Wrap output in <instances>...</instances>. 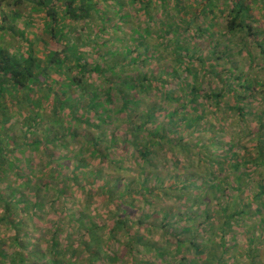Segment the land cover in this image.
Returning a JSON list of instances; mask_svg holds the SVG:
<instances>
[{
  "label": "trees",
  "instance_id": "trees-1",
  "mask_svg": "<svg viewBox=\"0 0 264 264\" xmlns=\"http://www.w3.org/2000/svg\"><path fill=\"white\" fill-rule=\"evenodd\" d=\"M8 1L0 0L1 13ZM12 2L15 8L10 16L4 15L0 32L8 33L10 17L22 19L23 25L17 31L13 26L9 29L22 45L10 51L0 43V264H116L119 251L112 246L119 244L117 233L126 227L120 206L139 199L148 203L160 196V179L156 176L149 186L147 175L136 189V182L123 188L119 181L98 185L103 170L96 166L108 164L111 169L142 162L152 171L157 148L162 150L168 143L169 155L177 150L189 153L190 145L177 137L179 128L190 132L208 121L209 104L221 109L225 91L235 95L239 116L247 114L242 103L256 92L262 94L263 83L242 81L244 72L239 71L237 84L225 81L218 91L212 63L229 61L226 53L238 37H251L264 54L262 31H253L250 25L253 8L247 0ZM126 8L129 11L124 13ZM221 22L228 41L224 57L214 58L219 43L213 36L221 34L217 30L224 27ZM150 37L157 39L154 48L147 44ZM127 40L126 46L115 45ZM201 40L213 50L210 59L200 55L202 44L196 42ZM164 50L170 52L172 67L156 75L151 69L167 59ZM152 94L158 95V103L140 112L143 98ZM170 102L178 106L167 110ZM164 113L167 119L159 126L157 119ZM119 132H124L122 140ZM219 132L204 130L212 142ZM240 148V142L229 143L223 159L203 153L207 147L197 153L207 167L202 174L206 179L199 184L213 182L218 200L217 210L205 209L202 216L212 232L223 235L222 243L232 227H244L253 212L264 214V134L257 138V155L251 161L240 158ZM180 163L175 159L176 171ZM214 164L221 169L214 170ZM247 164L252 167L244 175L260 183L254 201L224 205L222 195L228 187L237 198L244 181L240 175L236 185H226L218 178L229 168L238 174ZM13 174L18 184L10 182ZM182 183L184 189L199 188L184 180L176 188L182 189ZM97 192L104 200L107 197L108 206H115L116 219L106 226L108 237L101 235L104 227L95 221L98 211H91ZM76 205L79 211H74ZM193 246L199 250L195 242Z\"/></svg>",
  "mask_w": 264,
  "mask_h": 264
},
{
  "label": "rangeland",
  "instance_id": "rangeland-1",
  "mask_svg": "<svg viewBox=\"0 0 264 264\" xmlns=\"http://www.w3.org/2000/svg\"><path fill=\"white\" fill-rule=\"evenodd\" d=\"M12 1L9 0L4 5L3 13L0 11V26H2L4 15L10 16L11 13L8 12L15 8ZM253 1L247 0V3L253 8L254 20L250 23L251 29L254 28L253 31L260 29L262 31L261 37L264 40V7L261 0L257 4H254ZM25 9L27 10V7ZM128 11L129 9L126 8L124 13ZM221 23V26L224 27L217 28L221 34L213 36V39L219 43V48L215 51L214 58L224 57V50L228 41V37L225 38L223 34L225 22ZM6 25L8 33L6 34L5 31L0 32V43H3L10 51H14L20 44L22 45V39H18L10 30L12 26L16 31L20 30L23 22L22 19L12 20L10 17ZM253 31L252 33H254ZM118 36L124 38V34ZM131 37L132 35L129 37L130 40L132 39ZM156 40L155 37H150L147 40V44L154 48ZM196 43L197 45L202 44L200 55L203 58L210 59L213 50H210L209 42L205 43L201 40L200 43ZM128 44V40L123 44L115 42V45L120 46ZM262 49L254 45L252 38L249 36L247 40H243L241 37L232 40L231 48L226 53V57L230 60H214L213 63L211 62L214 64L212 78L216 90L221 91L225 87V81L230 84H237L235 78L239 71L244 72L242 81L245 80L250 83V81L257 82L260 80L264 85V54ZM163 53L167 59L159 60L155 65L154 63L152 64V66L154 65V68L151 69L152 73L156 75L172 67L173 62L169 58L170 52L164 50ZM219 76L222 77L219 78ZM261 93L264 94V86L261 87ZM262 94L258 96L256 92L254 98L248 96V100L242 103V105H245L247 114L241 117L235 109L238 103L235 95L232 92L225 91L222 102L223 109H220V106L218 107L217 105L216 107L212 106V103H210L209 113L206 117L208 121L199 123L190 132L185 131L184 126L179 128L177 137L184 143L189 144L192 150L187 154L177 150L169 155L167 154L170 147L169 143L162 150L157 148V156L154 158L156 167L152 171L149 170L150 168L144 169L142 162L137 164L126 162L121 164L122 166L111 169H108V164L96 166L103 170V175H101L98 185H105L111 182L114 184L119 181L120 187L123 188L124 184L136 182L134 185V189H136L138 183L143 181L147 175H150L149 186H153L156 176L160 179V196L151 199L148 203L139 199L131 206L127 204L120 206L121 210H123L121 215L126 222V227L124 228L125 231L117 233L119 244L113 243L112 246L113 250L118 249L119 251L120 260L116 264H264V214L255 215L253 212L252 218L246 217L244 227L233 226L223 243L221 242L223 235L217 231L214 233L209 228V223L202 215H204L205 209L210 212L216 211L218 200L213 194L214 191L211 187L213 182H210L205 187L199 184L200 180L205 178L202 174H204V169L207 167L203 166L198 155L202 147H207L203 153L210 155V157L220 156V159H223L222 157L227 154L225 147L235 140L238 143L240 142L242 147L240 148L242 151L240 158L251 161L257 155L254 148L257 144V138L262 133L264 134V95ZM246 95H249V93ZM151 96V98L146 96L143 98L140 112L145 111L146 107L150 105L153 107L158 103V95L153 96L152 94ZM177 106L178 104L172 102L166 104L167 110H173ZM164 119H167L166 113L158 117L156 124L160 126ZM211 128L222 130L214 142L211 141L208 133H204L205 129ZM81 131L86 132L84 130ZM118 135L122 140L124 132H119ZM211 142L213 145H210ZM218 142L220 143L216 144ZM132 152L133 149L129 148L130 157H132ZM175 159H179L181 162L177 166L180 168L179 171H176L177 168L174 166ZM254 165H257V163L254 162ZM213 167L214 170L219 171L221 169L217 164H214ZM247 167H252V165H243L238 174H234L229 168L218 178L219 181H225L226 185L229 183L236 185L235 179L240 175H242L244 181L242 193H239L237 198H235L236 193L228 187L225 192L227 194L222 195L221 202L224 205L237 206L238 200L241 199L246 202L254 201L253 194L257 193L260 183L244 175H248V172H246ZM183 180L194 182L199 185V188H193L190 185L188 189H184V183H182V189L176 188L179 182ZM216 180L213 181L215 182ZM17 181L13 174L10 182L18 184ZM111 188L114 189L113 186ZM165 192L168 193L167 196L164 195ZM99 194L100 192H97L93 196L91 211H98L97 215L94 214L95 221L104 227L101 235L108 237L109 230L106 226L111 227L112 219H116L115 206H108L107 197L104 200V197L99 196ZM135 197L128 199L127 202L131 203ZM79 209L78 205H76L74 211H79ZM141 223H144L142 227ZM211 223L214 224L215 222L212 221ZM138 238L142 240H138ZM194 242L198 245L199 250L193 246ZM98 264L102 263L99 262Z\"/></svg>",
  "mask_w": 264,
  "mask_h": 264
}]
</instances>
